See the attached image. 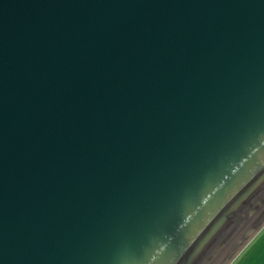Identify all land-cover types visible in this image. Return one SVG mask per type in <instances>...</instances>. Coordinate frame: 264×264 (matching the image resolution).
I'll list each match as a JSON object with an SVG mask.
<instances>
[{
  "label": "water",
  "instance_id": "obj_1",
  "mask_svg": "<svg viewBox=\"0 0 264 264\" xmlns=\"http://www.w3.org/2000/svg\"><path fill=\"white\" fill-rule=\"evenodd\" d=\"M264 230V0H0V264H233Z\"/></svg>",
  "mask_w": 264,
  "mask_h": 264
},
{
  "label": "trees",
  "instance_id": "obj_2",
  "mask_svg": "<svg viewBox=\"0 0 264 264\" xmlns=\"http://www.w3.org/2000/svg\"><path fill=\"white\" fill-rule=\"evenodd\" d=\"M234 264H264V232L255 238Z\"/></svg>",
  "mask_w": 264,
  "mask_h": 264
},
{
  "label": "rangeland",
  "instance_id": "obj_3",
  "mask_svg": "<svg viewBox=\"0 0 264 264\" xmlns=\"http://www.w3.org/2000/svg\"><path fill=\"white\" fill-rule=\"evenodd\" d=\"M263 232H264V230H263L261 233H263ZM261 233H260V234H261ZM260 234H259V235H260ZM259 235H258V236H259ZM254 240H255V238H254ZM254 240H253V241H254ZM234 262H235V261H234ZM234 262H233V264H234Z\"/></svg>",
  "mask_w": 264,
  "mask_h": 264
}]
</instances>
